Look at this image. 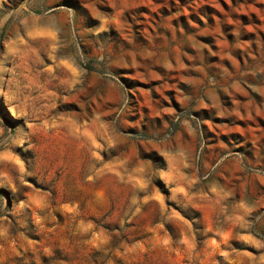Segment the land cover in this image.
<instances>
[{"label":"rangeland","instance_id":"374dc122","mask_svg":"<svg viewBox=\"0 0 264 264\" xmlns=\"http://www.w3.org/2000/svg\"><path fill=\"white\" fill-rule=\"evenodd\" d=\"M0 264H264V0H0Z\"/></svg>","mask_w":264,"mask_h":264}]
</instances>
